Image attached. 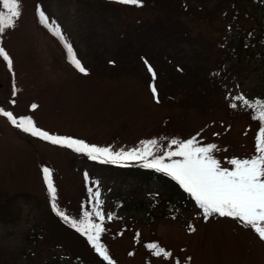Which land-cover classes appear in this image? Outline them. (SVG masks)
Instances as JSON below:
<instances>
[{"label": "rangeland", "instance_id": "1", "mask_svg": "<svg viewBox=\"0 0 264 264\" xmlns=\"http://www.w3.org/2000/svg\"><path fill=\"white\" fill-rule=\"evenodd\" d=\"M19 10L14 27L0 34L12 61L9 69L0 57V108L17 120L31 117L49 134L114 153L154 140L150 150L161 156L175 150L173 139L195 138L198 146L215 144L211 155L230 170L229 160L256 155L261 122L253 118L255 107L235 97L253 105L264 101V42L251 54L232 50L239 26L261 33L253 16L264 22V1L143 0L134 6L19 0ZM0 11L6 12L2 4ZM57 26L63 39L54 34ZM67 44L87 74L69 62ZM127 164L148 168L138 159L93 160L32 136L0 114V264H74L72 243L101 264H264V240L251 226L218 214L205 218L192 204L175 211L167 203L168 187L109 167ZM44 168L51 171L60 210L78 222L89 212L92 223H102L100 243L109 260L87 247V235L76 228L51 232L49 217L56 211ZM150 244L171 256L154 255Z\"/></svg>", "mask_w": 264, "mask_h": 264}, {"label": "snow or ice", "instance_id": "2", "mask_svg": "<svg viewBox=\"0 0 264 264\" xmlns=\"http://www.w3.org/2000/svg\"><path fill=\"white\" fill-rule=\"evenodd\" d=\"M118 2L125 5L143 6V0H118ZM0 4L6 10V12L0 11V34H3L6 28L14 27L13 20L19 18L21 13L19 0H0ZM39 17L41 22L48 26L49 19L42 10L39 12ZM54 34L63 39L58 26ZM66 48L69 62L79 72L87 74V69L77 58L72 46L67 44ZM0 57L7 61L8 67L11 69L12 61L3 47H0ZM148 71L152 73L153 79H155V72L150 65H148ZM152 91L155 95V86L152 87ZM235 99L243 100L244 104L249 107H255L257 115H254L253 118L259 120L261 126L256 139V155L245 159L233 158L229 160L228 163L233 166L231 170L221 167L220 161L211 155L217 149L215 144L198 146L195 138L186 141L173 139L171 145H176L175 150L167 151L161 156H153L150 150L149 146L156 144L154 140L144 142L142 149L133 148L127 152L122 150L114 153L109 148H99L82 140L49 134L36 127L31 117H20L17 120L11 112L2 108H0V114L7 117L14 126L32 136L50 141L52 144L74 148L77 152H86L93 160L98 157H105L113 162L118 159L143 160L145 167L155 168L176 180L195 199L203 210L205 218L212 214H218L221 217L238 219L240 222L251 226L259 238L264 240V101H257L253 105L249 104V101L245 100L243 96H236ZM31 107L35 109L37 105L33 104ZM231 107L236 108L237 105L232 103ZM149 157L152 159L149 160ZM174 157L175 159H173ZM166 158L169 161L167 163L165 162ZM43 174L52 200L53 210L73 228L87 235L88 240L94 245L99 255L105 260H109L107 251L100 243V234L104 231L102 223H92L90 219L92 213L89 212L84 213L85 220L83 222H78L60 210L56 204V189L51 180L50 169L44 168ZM95 198L99 204L98 192L95 193ZM94 214L101 221L105 218L99 209ZM108 219H112V216L109 215ZM148 247L156 249L154 252L156 256L161 254L171 256V253L158 248L156 244H150Z\"/></svg>", "mask_w": 264, "mask_h": 264}, {"label": "trees", "instance_id": "3", "mask_svg": "<svg viewBox=\"0 0 264 264\" xmlns=\"http://www.w3.org/2000/svg\"><path fill=\"white\" fill-rule=\"evenodd\" d=\"M264 1V0H262ZM254 21H257L258 24H260V30L261 33L256 37L255 33L253 32V28H243L239 26L237 28L239 40L238 44L233 47L232 53L235 56H241L243 53H249L254 49V44L257 42L263 41L264 42V22L260 21L258 18L254 17ZM110 169L114 173H118L121 176L128 177L132 176L135 178H139L141 181H144L146 183H149L151 181H156L158 183H161L165 187H168L170 190L169 193V198L167 200L168 206L170 208H182V207H189L192 205H195V207L199 206L195 199L188 193L186 192L183 187L176 181L174 180L171 176L166 175L162 173L161 171H158L155 168H143L141 166H133V165H127V166H112L109 165ZM178 203V204H177ZM174 208V210H175ZM175 210V211H176ZM52 218L49 217V227L51 229L52 233H55L57 229H59V232H62L63 228L67 229H74L69 223L65 222L59 215H57L56 212L51 213ZM216 214H212L208 217H214ZM177 216V215H176ZM51 220V221H50ZM104 228V226H103ZM55 231V232H54ZM78 233L81 234L80 231L76 230ZM61 233H59V236ZM39 234H35L33 237L34 240L38 239ZM84 236V235H82ZM86 241V246L91 248L92 250L94 249V246L91 245L90 241L88 240V237L84 236L83 237ZM72 249L71 253L74 255V264H101L98 262V258L95 257V259L92 261L89 258L84 256L81 252V247L79 245H76L72 243ZM101 261L103 262L104 259L101 258ZM105 263V262H104ZM55 264H59L58 262Z\"/></svg>", "mask_w": 264, "mask_h": 264}]
</instances>
